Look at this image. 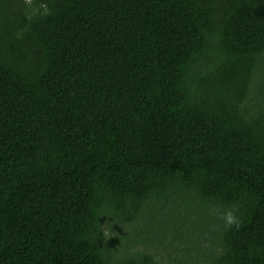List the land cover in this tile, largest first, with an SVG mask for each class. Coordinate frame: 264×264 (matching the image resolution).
<instances>
[{"label": "trees", "instance_id": "obj_1", "mask_svg": "<svg viewBox=\"0 0 264 264\" xmlns=\"http://www.w3.org/2000/svg\"><path fill=\"white\" fill-rule=\"evenodd\" d=\"M152 245L264 264V0H0V264Z\"/></svg>", "mask_w": 264, "mask_h": 264}, {"label": "clouds", "instance_id": "obj_2", "mask_svg": "<svg viewBox=\"0 0 264 264\" xmlns=\"http://www.w3.org/2000/svg\"><path fill=\"white\" fill-rule=\"evenodd\" d=\"M220 218L224 221L225 227H231L232 225H237V226L239 225V220L235 216L233 211L225 212Z\"/></svg>", "mask_w": 264, "mask_h": 264}, {"label": "rangeland", "instance_id": "obj_3", "mask_svg": "<svg viewBox=\"0 0 264 264\" xmlns=\"http://www.w3.org/2000/svg\"><path fill=\"white\" fill-rule=\"evenodd\" d=\"M152 246L155 248L156 245H152ZM158 248H160V247H158ZM152 251H153V249H152ZM158 252L163 254V256H164V263L165 264H169L170 263V258L168 257V254H171L170 250L169 251H166L164 249L163 250L156 249V253H158ZM173 254H175V253H173Z\"/></svg>", "mask_w": 264, "mask_h": 264}]
</instances>
